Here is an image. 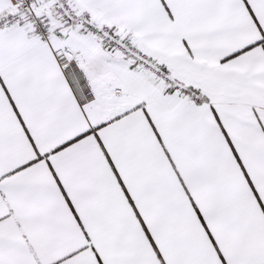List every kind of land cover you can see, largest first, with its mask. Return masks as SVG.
I'll use <instances>...</instances> for the list:
<instances>
[{"label": "snow or ice", "instance_id": "snow-or-ice-1", "mask_svg": "<svg viewBox=\"0 0 264 264\" xmlns=\"http://www.w3.org/2000/svg\"><path fill=\"white\" fill-rule=\"evenodd\" d=\"M0 264H264V0H0Z\"/></svg>", "mask_w": 264, "mask_h": 264}]
</instances>
